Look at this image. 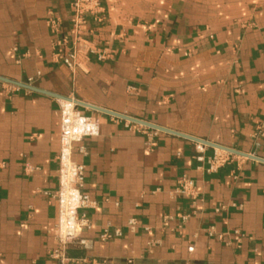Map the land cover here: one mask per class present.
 I'll return each mask as SVG.
<instances>
[{"label": "crops", "instance_id": "1", "mask_svg": "<svg viewBox=\"0 0 264 264\" xmlns=\"http://www.w3.org/2000/svg\"><path fill=\"white\" fill-rule=\"evenodd\" d=\"M69 3L0 0V264H57V207L45 192L57 186L62 98L182 134L80 104L99 125L81 142L86 155H72L95 206L81 233L91 247L70 244L69 255L264 264V0H101L104 21L87 17L83 38L112 57L80 53L73 68L59 58L72 47ZM213 145L251 157L235 154L208 173ZM26 163L36 169L25 173ZM182 178L193 195L175 192ZM106 225L122 235L100 241Z\"/></svg>", "mask_w": 264, "mask_h": 264}, {"label": "built area", "instance_id": "2", "mask_svg": "<svg viewBox=\"0 0 264 264\" xmlns=\"http://www.w3.org/2000/svg\"><path fill=\"white\" fill-rule=\"evenodd\" d=\"M72 15L71 27L73 30L72 47L66 52L59 54V58L66 66L78 67L77 57L80 53H90L98 61H104L112 57L111 53L104 49L87 46L83 34L90 29L87 27V17L96 23L104 21V7L101 0H69ZM53 31L58 30V24L54 19L49 20ZM27 83L31 82L28 79ZM80 101L73 98H62L58 102V141L59 149L55 157L56 161V189L52 193L45 192L56 203L57 213L52 228L54 247L50 251L51 260L57 264H103V260L88 256H71L68 254V246L75 244L82 249L91 247V240L83 237L81 233L92 227V221L88 211L95 206V201L84 191V166L74 161L72 155L75 149L80 154L86 155V147L81 144L84 138L95 136L99 133L97 120L79 110ZM155 133V132H153ZM256 135L264 137V108L263 118L257 123ZM204 145L197 144L196 151L202 153ZM236 158L234 153L224 149L213 148L207 158L206 172L215 173L219 168L231 163ZM201 159V157H198ZM36 167L26 163L24 172L34 171ZM175 192L193 195L192 181L182 178L178 182ZM184 219V217H182ZM136 221L129 219L127 228L132 231ZM210 229L209 234L212 233ZM122 235L119 227L106 225L100 231V241H108ZM241 234L234 231V238L238 240Z\"/></svg>", "mask_w": 264, "mask_h": 264}, {"label": "water", "instance_id": "3", "mask_svg": "<svg viewBox=\"0 0 264 264\" xmlns=\"http://www.w3.org/2000/svg\"><path fill=\"white\" fill-rule=\"evenodd\" d=\"M29 88H31V87H29ZM81 104H82L83 106H88V107H90L91 109L99 110V111H103V112H106V113H108V114H111V115H114V116H117V117H121V118L127 119V120H129V121H133V122H136V123H140V124H142V125L145 124L146 126L151 127V128H154V129L164 130V131L172 132V133H174V134H180V135H182L181 133H177V132H174V131H170V130H168V129H164V128H162V127H159V126H157V125H154V124H151V123H148V122L142 121V120H138V119H135V118H132V117H128V116H126V115H122V114H119V113H115V112L108 111V110H106V109H102V108H99V107H95V106H93L92 104H91V105L86 104V103H81ZM81 112H82V111H81ZM199 141H200V142H203V143H207L206 141H202V140H199ZM213 146H215L216 148H219V149L227 150V151H229V152H231V153H234V154H241V155H244V156H250V157H251V155H248V154H245V153H240V152H238V151H236V150H233V149H231V148L223 147V146H220V145H213Z\"/></svg>", "mask_w": 264, "mask_h": 264}]
</instances>
